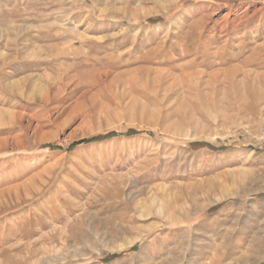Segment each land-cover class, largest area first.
Wrapping results in <instances>:
<instances>
[{"label":"rangeland","instance_id":"374dc122","mask_svg":"<svg viewBox=\"0 0 264 264\" xmlns=\"http://www.w3.org/2000/svg\"><path fill=\"white\" fill-rule=\"evenodd\" d=\"M0 264H264V0H0Z\"/></svg>","mask_w":264,"mask_h":264},{"label":"trees","instance_id":"16d2710c","mask_svg":"<svg viewBox=\"0 0 264 264\" xmlns=\"http://www.w3.org/2000/svg\"><path fill=\"white\" fill-rule=\"evenodd\" d=\"M129 134L130 135H133V134H137L135 131H130L129 132ZM118 135V133H111L109 136H117ZM92 140H96V139H92ZM87 142H91L90 140L89 141H82L81 143H79V144H83V143H87ZM44 149H52V150H54V149H58V147H55V146H53V145H47V146H45V147H43Z\"/></svg>","mask_w":264,"mask_h":264},{"label":"bare ground","instance_id":"6f19581e","mask_svg":"<svg viewBox=\"0 0 264 264\" xmlns=\"http://www.w3.org/2000/svg\"><path fill=\"white\" fill-rule=\"evenodd\" d=\"M182 2V1H181ZM219 256V255H218Z\"/></svg>","mask_w":264,"mask_h":264}]
</instances>
